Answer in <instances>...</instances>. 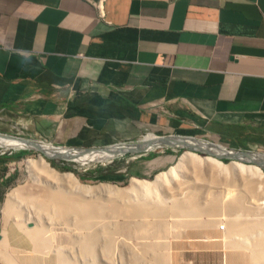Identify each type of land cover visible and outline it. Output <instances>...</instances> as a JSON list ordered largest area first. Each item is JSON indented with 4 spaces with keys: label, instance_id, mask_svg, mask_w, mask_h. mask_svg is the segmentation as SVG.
<instances>
[{
    "label": "crops",
    "instance_id": "obj_1",
    "mask_svg": "<svg viewBox=\"0 0 264 264\" xmlns=\"http://www.w3.org/2000/svg\"><path fill=\"white\" fill-rule=\"evenodd\" d=\"M0 113L60 148L154 135L264 153V0H0ZM179 148L99 169L147 178Z\"/></svg>",
    "mask_w": 264,
    "mask_h": 264
},
{
    "label": "bare ground",
    "instance_id": "obj_2",
    "mask_svg": "<svg viewBox=\"0 0 264 264\" xmlns=\"http://www.w3.org/2000/svg\"><path fill=\"white\" fill-rule=\"evenodd\" d=\"M154 137L144 135L142 139L146 142ZM199 143L214 153L223 149ZM29 147L17 137L0 135L1 149ZM42 149L54 154L46 146ZM117 152L113 146L110 151L95 149L73 157L78 163L103 162ZM252 156L257 162L264 159V153ZM26 163L36 190L11 189L2 210L5 218L16 212L13 219L30 239V255L19 261L3 244L2 264H173L166 233L174 235L186 225L203 226L201 221L204 225L224 222V247L243 248L248 251V264H264V173L255 164L224 163L215 156L185 150L150 180L131 177L125 187H118L107 182L82 184L71 172L58 173L41 155ZM200 167L231 182L239 180L241 190L226 188L215 193L208 184L199 189L197 179L204 170ZM189 171L197 177L190 179ZM250 208L257 210L254 216H248ZM259 212L261 216L256 215Z\"/></svg>",
    "mask_w": 264,
    "mask_h": 264
},
{
    "label": "rangeland",
    "instance_id": "obj_3",
    "mask_svg": "<svg viewBox=\"0 0 264 264\" xmlns=\"http://www.w3.org/2000/svg\"><path fill=\"white\" fill-rule=\"evenodd\" d=\"M14 120H15V117L8 115L6 113L5 114L0 113V133L8 134L11 136H17V137L18 136L26 137L23 134V131L21 130V128L17 127L14 124L15 122ZM179 149L180 150L176 149V151H174L175 158H174L173 163H171V165L174 164L177 157L183 151L188 150V151L195 152L193 150H190L188 148H183V147H180ZM21 151H25L26 153L19 155L18 159H15L13 164L11 162V165L9 166L12 173H14V177H15V181L13 185H11L8 188H6V186L0 185V238L2 237L1 235L4 236L3 243H1L2 241H0V247H3L5 245L4 248L8 252L12 253L14 257H17L19 261H22L24 256L28 257L30 255L31 242L28 236L25 233L23 234L21 229L19 230L20 227L18 226L17 221L16 220H15L16 222L14 221L13 217L16 212L14 214L12 212V214L8 216V218H5L3 214L4 209L2 210V208H3V203L6 197V194L11 189L20 187V188H23L25 192H28V191L33 192V190L36 188V183L33 179L32 173L27 168L26 160L28 158L37 160L40 153L38 151L27 149V148H23V149L22 148L20 149H12V148L1 149L0 148V154L6 153L10 155H15V154L18 155L22 153ZM195 153L201 156L209 155L206 153H198V152H195ZM122 156H117L116 158H121ZM42 157L48 162L50 167L55 169L58 173L63 174V173L71 172L78 178V180L82 184L95 185L100 182H107V183L115 184L118 187H125L128 184V181L130 179V178H126V179L114 181V180H98L95 178H91V175L95 173L97 169L103 166H106L109 163L115 162L116 158H113L111 161L106 160L103 162L90 161L89 163H78L76 161H64L62 159H51L50 160V159L45 158L43 155ZM216 159H219V158H216ZM230 160H231L230 158L220 159V161L224 163L231 162L232 160L237 161V159H232L231 161ZM241 162L246 163V164H255V163L246 162V161H241ZM52 164H55V166H53ZM57 165L59 166L66 165L67 167H70L72 170L59 169L56 167ZM201 168L204 170L201 171L202 172L201 175L203 176V178L202 176H198L199 178L197 179L198 180L197 184L199 186V189L203 190L206 187V184H208L209 189L215 193H220L226 188L228 189L237 188V190L241 188V183L239 182V180H233L231 182L230 179H228V177L222 176L223 177L222 178L221 175L213 174L215 172H212V170L208 172L209 169H207L206 167L204 168L200 167V169ZM166 169H164L163 171H165ZM186 170H189V169H186ZM261 170L264 173V168H261ZM204 171H206L207 173H205ZM211 172H212L211 178L213 175L214 179L208 178V176L210 175L208 173H211ZM189 173L187 175L190 176V179L197 177L192 172L189 171ZM80 175H83L85 178L84 179L80 178ZM154 175L155 174L147 178L143 177V179L150 180ZM215 177L217 179H215ZM4 191H5V195L3 196L2 193ZM16 205H18V203H15V206ZM16 208L14 209L16 210ZM243 212H245V210ZM254 212H257V210H253V208H250L247 211V214H249L248 216H254ZM256 215L261 216L260 212L257 213ZM202 218H204V216ZM201 222L203 226H198L196 224L188 225V226L186 225L184 227L181 226V228H179L178 231L174 233V235L176 234L179 237H173L174 236L173 234L166 233L167 240H169V242L171 243V258H173V264H236L237 262L235 263V261L238 259L240 260L238 264H248L247 262L249 259L248 251H245V249L243 248H242L243 250L242 249L238 250V249H230V248L224 247V241H225L224 236H223L224 229L222 231L221 229L218 228L220 224L225 225L224 222L217 221V223L215 224H213L212 222H207L205 225L203 224V221ZM4 248H0V252L4 251L5 250ZM1 258L2 256L0 254V264L3 263Z\"/></svg>",
    "mask_w": 264,
    "mask_h": 264
},
{
    "label": "water",
    "instance_id": "obj_4",
    "mask_svg": "<svg viewBox=\"0 0 264 264\" xmlns=\"http://www.w3.org/2000/svg\"><path fill=\"white\" fill-rule=\"evenodd\" d=\"M0 135L4 136H11L8 134L0 133ZM17 137V136H12ZM17 138L24 140L26 143L30 145L27 149H32L35 151H38L40 155L44 156L47 159H62L64 161H75L74 157L76 154L86 153L95 149H103L105 151H110L112 147L114 146L116 149H118V152L116 155L108 159V161H111L113 158H116L117 156L125 155L126 153H141L144 151H148L151 149H154L156 147H164V146H171V147H183L188 148L190 150H193L198 153H206L212 156H215L219 159H237L239 161H246L255 163L261 168H264V159H261V162L255 161L253 158V152L249 151H235L231 149H221L220 153H214L212 150L208 149L205 146H202L199 141H188L185 137H158L155 136L154 138H151L147 140L146 142L142 140L134 142V143H122V144H113L105 147H98V148H79V149H68V148H60L58 146H53L46 144L42 141L35 140L29 137H20ZM209 146L213 145L211 143H207ZM117 145V146H115ZM42 146H46L50 148L52 151H54V154L48 155L43 149ZM23 149V148H22ZM256 154V153H254ZM263 154V153H262Z\"/></svg>",
    "mask_w": 264,
    "mask_h": 264
},
{
    "label": "trees",
    "instance_id": "obj_5",
    "mask_svg": "<svg viewBox=\"0 0 264 264\" xmlns=\"http://www.w3.org/2000/svg\"><path fill=\"white\" fill-rule=\"evenodd\" d=\"M21 152L22 153H20V154H18L16 156L19 157V155H22V154L26 153L25 151H21ZM9 157H11V156H7L6 153L0 154V161H2V159H4V160L9 159ZM52 165L55 166V164H52ZM56 167L59 168V169L72 170L70 167H67L66 165H62V166L57 165ZM80 178L84 179L85 177L83 175H80ZM91 178H95V179H98V180H114V181L115 180H119V179H116V178L112 177L109 173L103 172V169H97L95 171V173H93L91 175Z\"/></svg>",
    "mask_w": 264,
    "mask_h": 264
},
{
    "label": "built area",
    "instance_id": "obj_6",
    "mask_svg": "<svg viewBox=\"0 0 264 264\" xmlns=\"http://www.w3.org/2000/svg\"><path fill=\"white\" fill-rule=\"evenodd\" d=\"M218 228L221 229V230H223V229H224V225H223V224H220V225L218 226Z\"/></svg>",
    "mask_w": 264,
    "mask_h": 264
}]
</instances>
